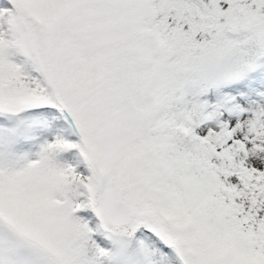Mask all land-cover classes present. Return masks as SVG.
Segmentation results:
<instances>
[{
    "label": "snow or ice",
    "instance_id": "obj_1",
    "mask_svg": "<svg viewBox=\"0 0 264 264\" xmlns=\"http://www.w3.org/2000/svg\"><path fill=\"white\" fill-rule=\"evenodd\" d=\"M0 264H264V0H0Z\"/></svg>",
    "mask_w": 264,
    "mask_h": 264
}]
</instances>
